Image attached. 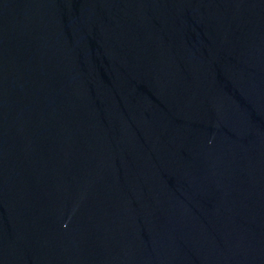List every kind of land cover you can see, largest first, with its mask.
<instances>
[{
	"label": "water",
	"instance_id": "1",
	"mask_svg": "<svg viewBox=\"0 0 264 264\" xmlns=\"http://www.w3.org/2000/svg\"><path fill=\"white\" fill-rule=\"evenodd\" d=\"M0 264H264V0H0Z\"/></svg>",
	"mask_w": 264,
	"mask_h": 264
}]
</instances>
